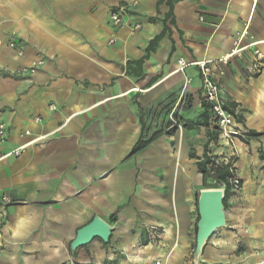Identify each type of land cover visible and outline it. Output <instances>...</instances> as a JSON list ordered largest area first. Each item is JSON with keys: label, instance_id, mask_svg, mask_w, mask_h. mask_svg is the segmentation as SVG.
Returning <instances> with one entry per match:
<instances>
[{"label": "crops", "instance_id": "obj_1", "mask_svg": "<svg viewBox=\"0 0 264 264\" xmlns=\"http://www.w3.org/2000/svg\"><path fill=\"white\" fill-rule=\"evenodd\" d=\"M246 23L264 41V0H0V155L28 143L0 160V264H194L206 188L197 162L229 163L232 150L220 131L209 141L217 126L211 109L202 117L201 75L189 64L230 52ZM254 58L250 48L214 69L246 137L232 157L240 186L227 197L228 225L199 264L264 263V74L248 71ZM37 60L36 73L20 71ZM95 216L109 240L72 249Z\"/></svg>", "mask_w": 264, "mask_h": 264}, {"label": "built area", "instance_id": "obj_2", "mask_svg": "<svg viewBox=\"0 0 264 264\" xmlns=\"http://www.w3.org/2000/svg\"><path fill=\"white\" fill-rule=\"evenodd\" d=\"M126 7L120 6L116 8L110 16L111 23L114 27H120L124 24ZM141 28V24L136 22L132 26V32H136ZM115 38H111L109 43H114ZM1 43V42H0ZM264 43L263 40H258L250 34L249 24L246 23L244 28L235 34L233 40V46L230 52L223 55L218 59H202L198 61H194L189 65H196L199 68L201 80H202V91L203 97L206 102L209 103L212 111V118L215 122V126L218 127L220 134L224 138L225 145L232 150L231 158H235L236 156V141L239 138H245L246 133L243 130H240L236 125V116L235 114L225 105V102L221 96V90L218 82L215 80L214 69L216 68L218 71L224 73L223 66L227 65L231 58L235 56H241L244 51L252 48L255 58L252 63L248 66V71L253 74H264V66H262L263 54L259 49V44ZM12 47H17L21 51L23 49V45L21 42H10ZM42 60L34 61L31 65L25 66L20 69L21 72H29L36 73L39 67L42 65ZM181 68H184L187 63H185L182 59H180ZM187 85V84H186ZM54 109L55 107L52 105L50 107ZM174 123H177L175 119H173ZM36 122L40 121L39 117L35 118ZM25 135H30L31 131L29 129L25 130ZM38 139V138H37ZM7 140V127L4 123H0V146L3 145ZM28 143H25L17 148H14L8 152L2 153L0 155V160L8 158L10 156H20ZM231 183L235 188L240 186V179L236 176L231 178ZM2 201L6 203H10L12 199L9 196H3ZM154 264H166L162 260H156ZM262 264V263H261Z\"/></svg>", "mask_w": 264, "mask_h": 264}, {"label": "water", "instance_id": "obj_3", "mask_svg": "<svg viewBox=\"0 0 264 264\" xmlns=\"http://www.w3.org/2000/svg\"><path fill=\"white\" fill-rule=\"evenodd\" d=\"M224 197L225 190L221 188H204L200 191L196 248L193 254L194 264H199L203 249L214 232L227 224ZM111 232V226L101 217L95 216L89 223L77 230V234L71 242V248L75 249L87 245L96 237L107 242Z\"/></svg>", "mask_w": 264, "mask_h": 264}, {"label": "trees", "instance_id": "obj_4", "mask_svg": "<svg viewBox=\"0 0 264 264\" xmlns=\"http://www.w3.org/2000/svg\"><path fill=\"white\" fill-rule=\"evenodd\" d=\"M173 1H178V0H173ZM205 111L202 114V117L204 118L205 123L209 121L210 118V110L211 107L209 104L205 102ZM176 127L179 128V122L175 123ZM208 125V124H207ZM186 127V125H185ZM217 129L213 130L212 132H208L209 135V141H217L218 135H219V130L218 127ZM262 133H257V132H249V136H257L261 135ZM155 138V135H153L151 138L148 140H142L139 139L138 142L135 144L133 151H138L139 149H142L146 145H148L151 141H153ZM209 143V142H208ZM208 143L205 145V150L207 152L208 148ZM191 157H195V154L191 152ZM232 159V158H231ZM222 161V160H221ZM198 168L200 172L203 174V184L204 186H207L208 180H213L216 181L219 184H223L225 186V197H224V204L225 207L227 206V197L229 196L230 190L232 188V183H231V178L235 176V171L234 167L232 166L231 162L229 163H224L222 162H217L215 161V158L208 157L204 160H198L197 162ZM234 186V185H233ZM199 195L197 196L198 199Z\"/></svg>", "mask_w": 264, "mask_h": 264}, {"label": "rangeland", "instance_id": "obj_5", "mask_svg": "<svg viewBox=\"0 0 264 264\" xmlns=\"http://www.w3.org/2000/svg\"><path fill=\"white\" fill-rule=\"evenodd\" d=\"M179 125H180V123H179ZM230 162H231V164H232V166L234 167V171H235V176L238 178V175H237V173H236V170H235V166H234V159L232 158V159H230ZM211 182H213L214 184H210L209 182H208V184H207V186H205L206 188H221V189H223V190H225V186L223 185V184H219V183H215L213 180H211ZM234 189V188H233ZM231 190L230 191V193L232 194V193H234L235 192V190ZM227 202H228V200H227ZM225 209H226V207H225ZM227 214V213H226ZM226 226L225 227H223V228H220V229H218V230H216L215 232H214V234L215 233H217V232H219V231H221V230H223V229H225L226 227H227V225H228V222H227V215H226ZM213 234V235H214ZM212 235V236H213ZM211 236V237H212ZM210 237V238H211Z\"/></svg>", "mask_w": 264, "mask_h": 264}, {"label": "bare ground", "instance_id": "obj_6", "mask_svg": "<svg viewBox=\"0 0 264 264\" xmlns=\"http://www.w3.org/2000/svg\"><path fill=\"white\" fill-rule=\"evenodd\" d=\"M264 264V263H263Z\"/></svg>", "mask_w": 264, "mask_h": 264}]
</instances>
